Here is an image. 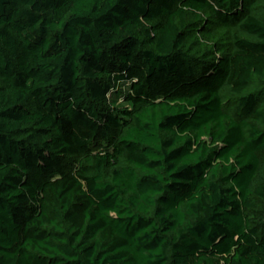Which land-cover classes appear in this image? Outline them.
Instances as JSON below:
<instances>
[{"label": "trees", "instance_id": "trees-1", "mask_svg": "<svg viewBox=\"0 0 264 264\" xmlns=\"http://www.w3.org/2000/svg\"><path fill=\"white\" fill-rule=\"evenodd\" d=\"M263 158L264 0H0V264H264Z\"/></svg>", "mask_w": 264, "mask_h": 264}, {"label": "rangeland", "instance_id": "rangeland-1", "mask_svg": "<svg viewBox=\"0 0 264 264\" xmlns=\"http://www.w3.org/2000/svg\"><path fill=\"white\" fill-rule=\"evenodd\" d=\"M212 42H214L213 40H211ZM207 45H208V47L211 45V42H207ZM117 105L118 106H127V105H129L128 103H126V102H124V100L122 99V98H120L118 101H117ZM261 166H262V174H264V158H263V163L261 164Z\"/></svg>", "mask_w": 264, "mask_h": 264}]
</instances>
